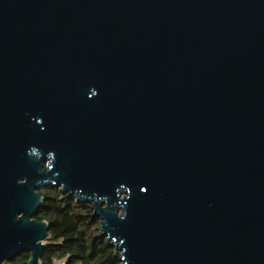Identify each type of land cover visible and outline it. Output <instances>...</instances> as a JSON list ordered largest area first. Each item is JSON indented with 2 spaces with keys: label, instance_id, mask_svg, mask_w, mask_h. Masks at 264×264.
<instances>
[{
  "label": "water",
  "instance_id": "obj_1",
  "mask_svg": "<svg viewBox=\"0 0 264 264\" xmlns=\"http://www.w3.org/2000/svg\"><path fill=\"white\" fill-rule=\"evenodd\" d=\"M46 185L122 264H264V0H0V264Z\"/></svg>",
  "mask_w": 264,
  "mask_h": 264
},
{
  "label": "trees",
  "instance_id": "obj_2",
  "mask_svg": "<svg viewBox=\"0 0 264 264\" xmlns=\"http://www.w3.org/2000/svg\"><path fill=\"white\" fill-rule=\"evenodd\" d=\"M44 201L36 218L49 223L50 236L41 256V264H122L115 247L99 235L100 220L88 202H79L75 196L62 194L59 188L44 186L40 189ZM29 258L20 253L14 263Z\"/></svg>",
  "mask_w": 264,
  "mask_h": 264
},
{
  "label": "rangeland",
  "instance_id": "obj_3",
  "mask_svg": "<svg viewBox=\"0 0 264 264\" xmlns=\"http://www.w3.org/2000/svg\"><path fill=\"white\" fill-rule=\"evenodd\" d=\"M54 264H65V262L63 260H57Z\"/></svg>",
  "mask_w": 264,
  "mask_h": 264
},
{
  "label": "flooded vegetation",
  "instance_id": "obj_4",
  "mask_svg": "<svg viewBox=\"0 0 264 264\" xmlns=\"http://www.w3.org/2000/svg\"><path fill=\"white\" fill-rule=\"evenodd\" d=\"M46 186H50V185H46ZM43 187H44V186H43ZM43 187H42V188H43Z\"/></svg>",
  "mask_w": 264,
  "mask_h": 264
}]
</instances>
